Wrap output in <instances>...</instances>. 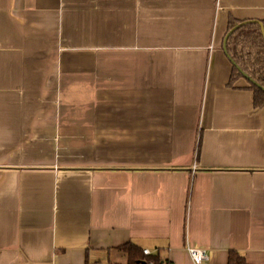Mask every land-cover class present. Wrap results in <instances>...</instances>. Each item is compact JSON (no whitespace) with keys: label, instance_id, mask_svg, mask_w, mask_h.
Returning a JSON list of instances; mask_svg holds the SVG:
<instances>
[{"label":"crops","instance_id":"crops-1","mask_svg":"<svg viewBox=\"0 0 264 264\" xmlns=\"http://www.w3.org/2000/svg\"><path fill=\"white\" fill-rule=\"evenodd\" d=\"M231 17L264 0H0V264H126L129 241L264 264V105L228 85Z\"/></svg>","mask_w":264,"mask_h":264},{"label":"trees","instance_id":"trees-1","mask_svg":"<svg viewBox=\"0 0 264 264\" xmlns=\"http://www.w3.org/2000/svg\"><path fill=\"white\" fill-rule=\"evenodd\" d=\"M245 21L232 17L228 20L227 32L240 24L228 35L224 46V51L232 62L228 85L233 86L245 75L249 80L248 87L253 91V103L259 107L264 105V35L258 21ZM261 23L264 28V20ZM120 249L126 255V264H160L155 256L145 257L141 246L132 241L126 242ZM227 264L249 263L235 250H229Z\"/></svg>","mask_w":264,"mask_h":264},{"label":"built area","instance_id":"built-area-1","mask_svg":"<svg viewBox=\"0 0 264 264\" xmlns=\"http://www.w3.org/2000/svg\"><path fill=\"white\" fill-rule=\"evenodd\" d=\"M185 251L187 252V254L189 255V257L191 258L194 264H207V262L209 261V254L204 248L196 247L188 243L185 246ZM142 253L145 255V257H149L153 255L152 252L148 249H143ZM160 264H172V263L167 260H162L160 261Z\"/></svg>","mask_w":264,"mask_h":264},{"label":"water","instance_id":"water-1","mask_svg":"<svg viewBox=\"0 0 264 264\" xmlns=\"http://www.w3.org/2000/svg\"><path fill=\"white\" fill-rule=\"evenodd\" d=\"M248 21H257V20H246L245 22H248ZM260 23V25L262 26V33L264 35V28H263V25L261 23V21H258ZM240 24H237L236 26H234V28H232L230 31H228L224 37V40H223V49H224V46H225V41L228 37V35H230V33L236 28L238 27ZM242 77H245L246 79H248L245 75H243Z\"/></svg>","mask_w":264,"mask_h":264}]
</instances>
